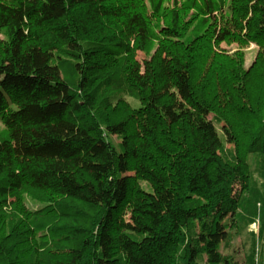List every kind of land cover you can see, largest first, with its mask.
<instances>
[{"label": "trees", "instance_id": "16d2710c", "mask_svg": "<svg viewBox=\"0 0 264 264\" xmlns=\"http://www.w3.org/2000/svg\"><path fill=\"white\" fill-rule=\"evenodd\" d=\"M170 3L0 0V264H231L223 221L243 209L248 225L261 204L264 234V196L243 199L226 148L241 149L237 112L264 158V95L235 103L224 85L222 101L195 77L205 59L226 83L242 57L214 44L253 43L264 82V0Z\"/></svg>", "mask_w": 264, "mask_h": 264}, {"label": "rangeland", "instance_id": "374dc122", "mask_svg": "<svg viewBox=\"0 0 264 264\" xmlns=\"http://www.w3.org/2000/svg\"><path fill=\"white\" fill-rule=\"evenodd\" d=\"M173 1L171 0L170 5L173 7ZM193 13H191L192 15ZM194 26V25H193ZM212 44H214L212 42ZM204 43H201L198 45V48H200ZM157 48L154 47L148 52L145 53H138L137 54V60L143 64L145 60L150 59L152 56H154L155 50ZM214 51L219 52L220 55L225 56H241L242 58H237L236 61H240L242 63V66L240 67H234L230 66L227 67L224 70H227L228 73L231 75V79H229V75L226 77L228 78V81L221 82V78L219 76V73L214 75V68L212 71H210V66L212 63H207L206 60L202 59L199 60L198 66H199V73L197 72L196 76V83L199 88L201 86L205 85V89L209 90V94L211 92L214 94V96H220L222 101H224V96L222 92V86L227 85L231 86L232 90L234 91L235 95H231L232 99H234L235 103H240L238 99L241 98L240 94H243L245 97V91L248 90L245 89H251V97L253 99L258 98L259 96L262 97L264 95V82L261 79L260 72H257L258 70H254L253 73L250 72L253 65L258 59V53L260 52V48L257 44L250 43L248 45H239L238 43H228L223 42L221 44H214ZM261 52H264V49H261ZM234 57V61L235 58ZM201 59V58H200ZM216 64H219L218 62ZM227 64H225L226 66ZM203 72V74H201ZM211 73V75H210ZM251 75V76H248ZM199 76V77H198ZM212 80V83L210 84V81ZM233 80V81H232ZM252 80V81H251ZM257 82H256V81ZM226 92H229V89L226 90ZM114 94H120L117 93L116 89L109 90L107 93H105L104 98L110 97L109 104H112V107L110 108H118L120 103V100L113 99ZM264 97V96H263ZM131 103L132 108H137L139 104L133 100H130L128 97L125 98ZM226 103V101L224 102ZM225 105V104H224ZM120 107L118 110H122ZM232 118L230 119V124L227 121V124L229 128H231V131H234L236 133V136L238 139L242 141V144L240 145L241 149L236 150V146H234V143L232 145L226 146L227 149L235 150L236 155L244 160V165L246 167L245 175H247V178L249 179V186L244 190L242 197L243 199H250V195H252L251 191L256 190L259 194L264 196V158H260L257 154H248L246 151V143H243L246 141V134L248 131H251L250 126L247 123V119L243 116L240 117L239 113L233 112ZM211 118V117H210ZM243 118V119H241ZM1 128V125H0ZM219 128V127H218ZM221 127L219 128V130ZM221 132V130H220ZM233 132V133H234ZM221 132V138L224 144L227 143V140L225 138V134H222ZM235 138V137H234ZM122 137H113L112 141L113 143L120 144ZM239 152V155H238ZM140 184V183H139ZM142 187L146 190L148 189L146 184H142ZM237 191L240 190L238 187L236 189ZM250 194V195H249ZM27 206L32 209H39L40 207L38 204L33 203L29 198L27 199ZM258 211L261 213L258 216L257 220H255L252 223H248V225H245V223H241L240 217L245 216V210L240 209L238 212H236V215H229L224 221L223 224L226 227V231L228 232V238L227 240H224L220 246V252L223 256L229 258L231 260V264H264V234L262 231V204L261 207L258 205ZM126 214H128V209L126 208L124 211ZM125 214V215H126ZM127 217V215H126ZM198 223V222H196ZM225 264V263H223Z\"/></svg>", "mask_w": 264, "mask_h": 264}, {"label": "crops", "instance_id": "0c3cea01", "mask_svg": "<svg viewBox=\"0 0 264 264\" xmlns=\"http://www.w3.org/2000/svg\"><path fill=\"white\" fill-rule=\"evenodd\" d=\"M264 251V250H263ZM258 264H259V262H258Z\"/></svg>", "mask_w": 264, "mask_h": 264}]
</instances>
